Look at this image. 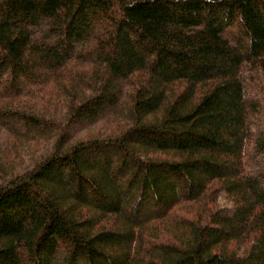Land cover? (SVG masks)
Returning a JSON list of instances; mask_svg holds the SVG:
<instances>
[{
  "label": "trees",
  "instance_id": "trees-1",
  "mask_svg": "<svg viewBox=\"0 0 264 264\" xmlns=\"http://www.w3.org/2000/svg\"><path fill=\"white\" fill-rule=\"evenodd\" d=\"M0 264H264V0H0Z\"/></svg>",
  "mask_w": 264,
  "mask_h": 264
}]
</instances>
